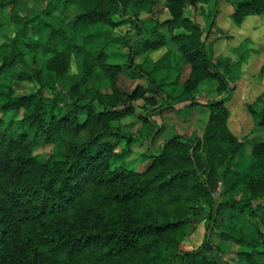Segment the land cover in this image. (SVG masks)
<instances>
[{
  "label": "trees",
  "instance_id": "1",
  "mask_svg": "<svg viewBox=\"0 0 264 264\" xmlns=\"http://www.w3.org/2000/svg\"><path fill=\"white\" fill-rule=\"evenodd\" d=\"M202 1L41 0L28 12L0 1V33L4 18L12 29L0 44V264H264V140L244 151L224 99L204 105L201 136L177 133L149 148L143 172L127 161L134 140L121 122L136 102L154 142L155 112L191 107L206 82L230 96L254 57L240 43L233 58H215L186 14ZM224 1L237 27L264 18V0ZM128 24L132 34L117 33ZM169 43L175 51L150 57ZM124 74L145 85L120 90ZM247 110L264 129V92ZM200 217L203 244L182 252ZM215 237L237 248L225 257Z\"/></svg>",
  "mask_w": 264,
  "mask_h": 264
},
{
  "label": "rangeland",
  "instance_id": "2",
  "mask_svg": "<svg viewBox=\"0 0 264 264\" xmlns=\"http://www.w3.org/2000/svg\"><path fill=\"white\" fill-rule=\"evenodd\" d=\"M9 1V0H0ZM163 4V0H160ZM42 5L41 0H18L17 9L21 12L37 10ZM162 6V5H161ZM232 7L224 0H206L199 2L195 6H189L186 14L192 18L202 29L203 37L207 46L211 45L212 52L215 58H233L230 53L231 48L237 47L240 43L241 51L247 54L254 53L252 61L242 65L241 76L235 85V91L230 96L226 97L223 94L214 92L216 87L215 82L204 83L199 92L195 96L192 106H185L189 103L179 104L174 110H162L155 112L151 119L156 129H162L161 134L154 142L146 141L149 137V129L146 128L140 117L144 115L145 104L143 101H138L135 104V115L122 120L123 133L126 136L132 137L134 143L131 147V155L127 159L129 167L137 172H143L148 161L143 157L149 153V148L156 151L158 147L168 138L175 134L191 135L196 133L201 136L205 123L209 118V110L206 106L212 102L224 99L225 106L229 109L230 117L228 127L230 131L240 142L245 144L244 151H249V145L259 143L264 140V129L256 128L254 122L247 110V105L251 104L256 98L264 92V78H259L258 72L264 64V18L263 17H248L240 27L233 24L230 19ZM147 16L142 15L141 19L145 20ZM167 17L166 14L162 18ZM4 28L0 33V44L9 36L12 35L11 26L3 19ZM118 34H132L131 25L117 30ZM167 39L169 37L167 36ZM168 49L173 51L176 48L169 43L167 47L162 48L150 55L156 61L160 59ZM249 55V54H248ZM145 55L138 59L141 62ZM189 67L184 68L183 80L189 74ZM77 74V66L72 62L69 70V75ZM137 85H145L144 80L134 79L124 74L118 78L117 86L120 90L131 92ZM157 107H165V102L162 99L157 100ZM150 149V150H151ZM48 150V149H45ZM231 174H228L226 181H221L217 190V195L225 193L228 183L230 182ZM206 210V209H205ZM206 214L203 213V217ZM206 218H198L196 224L187 230V236L181 246L182 252H188L200 247L206 236ZM214 243L221 245L226 253L225 257H229L237 248L233 244H229L214 238Z\"/></svg>",
  "mask_w": 264,
  "mask_h": 264
}]
</instances>
